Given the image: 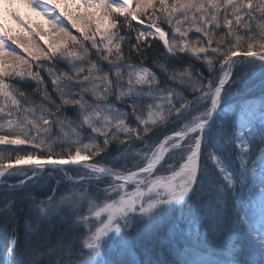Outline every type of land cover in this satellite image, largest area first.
<instances>
[{
	"label": "snow or ice",
	"instance_id": "obj_1",
	"mask_svg": "<svg viewBox=\"0 0 264 264\" xmlns=\"http://www.w3.org/2000/svg\"><path fill=\"white\" fill-rule=\"evenodd\" d=\"M134 3L0 0V145L31 146L0 150L4 264H128L142 240L166 227L174 244L177 210L199 224L207 243L233 253L194 259L179 246V264H264V0ZM18 5L50 17V27ZM141 17L149 30L133 25H144ZM154 39L171 60H202L208 75L191 65L168 73L170 65L154 63L183 91L161 87L146 66ZM25 83L34 87L25 90ZM257 85L259 105L251 91ZM233 90L235 103L227 100ZM167 126L175 130L152 139ZM113 143L118 154L106 157ZM53 180L51 194H38ZM62 184L71 187L60 192ZM18 202L27 203L23 238L14 220ZM58 230L56 246L44 248ZM138 264L164 262L148 255Z\"/></svg>",
	"mask_w": 264,
	"mask_h": 264
},
{
	"label": "trees",
	"instance_id": "obj_2",
	"mask_svg": "<svg viewBox=\"0 0 264 264\" xmlns=\"http://www.w3.org/2000/svg\"><path fill=\"white\" fill-rule=\"evenodd\" d=\"M159 14V13H158ZM122 17H121V22H122ZM140 19L144 20L146 23H148L147 19L145 17H141ZM157 23L165 30L168 31V27L166 25H164L163 23H161L160 21H157ZM133 25L134 26H140L143 30L146 31L149 30L147 27H145L144 25H140L139 21H133ZM221 31H223V29H221ZM122 35H125L126 37L129 35V32L126 29H121L120 30ZM219 32L217 33V36H219ZM130 35L132 37H134L136 35V32L133 30ZM241 35H245V33L243 34V32L241 33ZM169 37H171V33H169ZM190 38L195 39V37L190 33ZM128 40H125L122 43V48L125 50V53L127 54L128 51ZM131 43H135V40H131ZM213 47H215V43L213 44ZM165 49L162 46V42H159L158 40H152V47L150 49L147 50L146 55L148 57L147 61H146V66L151 67L153 69V71H155L157 73V76L159 77V79L161 80V87L165 86V83H167L170 87L172 88H176L179 91H183L182 88L179 87L178 84L176 83H172L169 79L166 73H164L162 70L154 67V63H161V64H165L168 67V73H171L173 71H181L187 67H189V65L192 66V69L194 71H199V72H203L204 75H208V70H207V66L203 64V61H197L194 58H191L190 56L184 55L182 59L180 60H171L170 58L165 57ZM132 63H137L138 62V58L136 57L135 53L132 54ZM60 67H63V65H61ZM21 87L25 90H30L32 87H34L33 84L31 83H25L23 85H21ZM254 89V88H253ZM260 92V89H258ZM257 94V93H256ZM259 98V96H257ZM261 98V97H260ZM259 98V99H260ZM148 103H151V101H147ZM116 107H123L121 104L117 103ZM66 114L68 117H70L72 120L76 119V115L74 113V111L69 107L66 110ZM133 126H136L135 124H133ZM176 128L179 127V125L177 124L175 126ZM162 129V127H158L154 130V132H158V130ZM67 130V129H66ZM174 127L172 126H167L166 128H163V135L167 134L168 132L174 131ZM55 132H59V129L56 128L53 130V133L55 134ZM85 135L87 133H84ZM161 134V135H162ZM160 135V136H161ZM87 141V140H86ZM85 143H88L85 142ZM117 148L118 145L117 143H113L108 152L105 153L106 155L112 156L114 154V156L116 154H118L117 152ZM116 151V152H114ZM238 151V149H237ZM55 157V156H53ZM95 161H99L101 163H107L108 161H106L105 159H102L101 157H94L93 158ZM238 157H234L233 158V166L238 165ZM49 186H45V188L43 189L42 192L38 193V194H42V195H47V194H51L50 189L51 188H55L56 182L54 181L53 183H49ZM19 195L21 196L20 192H17ZM2 206V205H0ZM21 208L25 209L27 208V203L26 202H18L17 203V211H16V215L14 220L17 222L18 226H21V222H22V217L25 215V212L23 213V211L21 212ZM186 212V210L184 211ZM178 211L176 213L173 214L172 220L170 222V226L171 224L176 221H180V224L183 223H188L191 222L188 218H187V212L184 215H182V219L178 218ZM1 217L2 215H0V226L5 225L6 223V218L5 220H3L1 222ZM26 218V215H25ZM24 218V221H25ZM24 229H25V224L23 225ZM172 227V226H171ZM187 225H183L181 227L180 230H176L175 232L177 233V236L174 238V244H170L169 243V230L168 227H166L159 235L155 236V237H151V238H147L144 239L140 242V256H139V260L138 262H141L145 259L148 258V255H151L153 258H159L160 261H163L164 264H179V261L182 259V257L177 255L176 252V248L179 246H183L185 248V250L187 252H190L192 254V258L194 259H203V260H212V259H217V258H223V257H227L229 259L233 258V253L231 248H224L221 249L219 247H213L211 246L209 243H207L205 241V236L206 233L204 231L200 230H193V229H187ZM21 227L19 228V232L21 234ZM25 231V230H23ZM59 233V230L57 232L52 233V235L49 237V239L47 241L52 240L57 236V234ZM21 236L23 237V235L21 234ZM199 238V243H197V240ZM210 239V237H209ZM0 240L1 242H3L4 238L0 236ZM43 243V247L44 248H48L47 243ZM46 244V245H45ZM147 253V254H146ZM2 256H3V251H2ZM2 256H1V263H2ZM237 259H243L242 256H237ZM137 263H133V264H138Z\"/></svg>",
	"mask_w": 264,
	"mask_h": 264
},
{
	"label": "rangeland",
	"instance_id": "obj_3",
	"mask_svg": "<svg viewBox=\"0 0 264 264\" xmlns=\"http://www.w3.org/2000/svg\"><path fill=\"white\" fill-rule=\"evenodd\" d=\"M128 2H129V4L130 5H132L133 7L135 6V3H134V0H128ZM63 6V5H62ZM18 7L20 8V11L21 12H23V13H25L33 22H35V23H38V24H40V25H42L44 28H49L50 27V25L48 24V20L49 19H51L50 17H44V16H42V15H39L38 13H36V12H33L30 8H27V7H25V6H22V5H18ZM147 25H148V23H144V26L145 27H147ZM68 28H69V30L70 31H72L73 32V34H76V29H72L71 28V23L70 22H68L67 23V25H66ZM19 30V29H18ZM146 31H147V29H146ZM164 31H167V30H165L164 29ZM244 34V33H243ZM34 39H35V37H34ZM45 39H49V37H47V36H45ZM169 39H171V37H169ZM259 86L257 85L254 89H251V91L255 94V101H256V103H257V105H259V103H260V100H261V98H260V95H259ZM257 93V94H256ZM257 96H259V98L257 97ZM227 100L229 101V102H232V103H235L236 102V100H237V94H236V92H235V90H233L230 94H229V96L227 97ZM163 130L162 129H160V130H158V132H155V135L154 136H152V139L153 140H157V139H161L162 138V136H163ZM4 135H7L8 133H7V131H5L4 133H3ZM162 134V135H161ZM53 135H59V132H55V134L53 133ZM151 135V134H150ZM161 135V136H160ZM84 143L85 142H87L86 140L85 141H83ZM16 147H18V148H20V149H28V150H31V146L30 145H20V146H11V145H0V150H12L13 148H16ZM65 147H67V146H65ZM135 147H137V148H139L140 147V145L139 144H137ZM122 150V149H121ZM53 151H55V152H59V151H61V148L59 147V145H56V146H54L53 147ZM114 152H116V151H114ZM21 155H25L26 153L25 152H23V151H21V153H20ZM13 155H15V152L13 153ZM106 157H108V155H106V154H104ZM117 155V154H116ZM112 156H114V154L112 155ZM111 156H109V158H110ZM66 158V157H65ZM106 161H108V159H105ZM108 163V162H107ZM19 167V166H18ZM21 167V166H20ZM28 167H30V166H22L21 168H24V169H27ZM67 171H69V172H71L72 173V175H76V172H74V171H72V168L71 167H68L67 169H66ZM51 174H55L56 175V177H57V179H59L61 176H63V172H54V173H51ZM11 182V181H10ZM48 182L49 181H46L45 182V184H43L42 186H41V188H42V190L45 188V186H49L48 185ZM259 181L257 180V183H258ZM50 183H52V182H50ZM55 187H57V186H55ZM65 187H71V185H60V192H63V190H64V188ZM60 192H58L57 193V195H59L60 194ZM16 195L18 196L19 194L18 193H16ZM23 211V213L25 212V215L27 216V208H26V210L25 209H23V208H21V212ZM179 213H178V218H180V219H182V215H184L185 216V214H186V212H184V211H181V210H177ZM176 211V212H177ZM175 212V213H176ZM25 215L22 217V222H21V226L19 225V228L21 227V234L23 235L24 234V231L23 230H25L24 229V224H25V221H24V218H25ZM3 220H5V217L4 216H2L1 217V222L3 221ZM25 220H26V218H25ZM181 221V220H180ZM180 221H178V222H174V224L172 223L171 224V226H172V228H174V230L176 231V230H180L181 229V227L183 226V225H187L188 227H187V229H195V230H200L201 228H200V226H199V224H197V223H194V222H188V223H183V224H180ZM18 222V221H17ZM17 222L15 221V224H16V226H18V224H17ZM182 222V221H181ZM201 231H203L202 229H201ZM0 236H1V238L3 237L4 238V240L3 241H5L6 239H7V233H6V231H5V228H4V225H2V226H0ZM58 238H59V233L57 234V236L53 239V242H52V240H51V242L50 241H46V242H44V243H47V246H48V248H54L55 246H56V243H57V240H58ZM0 242H1V240H0ZM46 245V244H45ZM140 244L138 245V250L136 251V252H134V254L133 255H131V256H128L127 257V262H128V264H133V263H137L138 262V258H139V256H140V254H139V252H140ZM2 249H0V264H1V256H2ZM58 257V253H56V252H53V254H52V259H56ZM73 258H75V257H73ZM105 258H107V257H105ZM45 259H47V258H45Z\"/></svg>",
	"mask_w": 264,
	"mask_h": 264
},
{
	"label": "water",
	"instance_id": "obj_4",
	"mask_svg": "<svg viewBox=\"0 0 264 264\" xmlns=\"http://www.w3.org/2000/svg\"><path fill=\"white\" fill-rule=\"evenodd\" d=\"M22 166H30V165H22ZM22 166H21V167H22ZM49 166H51V165H49ZM19 167H20V166H19Z\"/></svg>",
	"mask_w": 264,
	"mask_h": 264
},
{
	"label": "bare ground",
	"instance_id": "obj_5",
	"mask_svg": "<svg viewBox=\"0 0 264 264\" xmlns=\"http://www.w3.org/2000/svg\"><path fill=\"white\" fill-rule=\"evenodd\" d=\"M18 230H19V227H18ZM22 237V236H21ZM23 238V237H22Z\"/></svg>",
	"mask_w": 264,
	"mask_h": 264
}]
</instances>
